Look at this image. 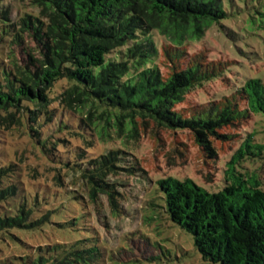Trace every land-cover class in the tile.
<instances>
[{
	"label": "trees",
	"instance_id": "obj_1",
	"mask_svg": "<svg viewBox=\"0 0 264 264\" xmlns=\"http://www.w3.org/2000/svg\"><path fill=\"white\" fill-rule=\"evenodd\" d=\"M1 1L0 42L7 40L12 50L20 46L26 58L7 54L6 62L0 57V117L15 116L16 111L21 117L32 104L35 109L25 116L36 135L33 127L43 117L50 121L56 116L48 108L53 101L69 108L91 103L113 113L121 124L127 117L143 116L169 128L188 129L213 156L211 137L219 135L218 129L248 110L264 114V82L249 78L235 94L245 101L244 111L227 104L183 117L175 104L213 74L196 65L164 78L155 64L160 38L175 46L199 39L227 16L223 0H34L40 16L29 14L18 23L10 22V9ZM263 151L264 144L254 136L245 137L227 161L225 184L218 191H208L190 177L158 181L169 217L193 235L206 261L264 264V187L258 175L239 169L248 156ZM122 153L108 148L84 161L86 153L74 151V159L65 162L66 169L84 179L92 202L105 194L119 214L121 194L108 177L132 171L122 166ZM16 170L14 163L0 165V208L7 206L0 209V247L23 250L29 244L26 234L39 237L60 229L70 240L47 244L44 250H23L19 263L102 264L104 252L95 239L73 236L80 229L79 216L90 215L82 194L44 185L22 188ZM45 202L51 208H41Z\"/></svg>",
	"mask_w": 264,
	"mask_h": 264
},
{
	"label": "rangeland",
	"instance_id": "obj_2",
	"mask_svg": "<svg viewBox=\"0 0 264 264\" xmlns=\"http://www.w3.org/2000/svg\"><path fill=\"white\" fill-rule=\"evenodd\" d=\"M1 2L10 9V22L18 23L29 14L40 16L34 0ZM222 2L227 16L212 23L199 39L179 46L158 40L155 64L164 78L196 65L213 74L212 79L195 86L175 104L174 109L186 118L227 104L244 111L247 106L243 98L235 95L237 89L249 78L264 82V0ZM26 40L35 45L31 38ZM13 47L12 50L7 40L0 42L4 61L9 62L7 54H16L20 60L26 58L20 46ZM48 108L55 109L56 116L50 121L43 117L41 125L33 127L38 135L32 132L25 116L35 109L32 104L27 105L21 117L17 111L15 116L0 117V165H16L22 188L27 184L44 185L82 194L90 215L79 216L80 229L73 231V236L95 239L104 252L102 264H219L203 259L193 235L171 220L158 181L167 176L190 177L208 191L222 189L226 163L245 137L252 135L255 142L264 144L263 113L248 110L218 129L219 135L211 137L216 151L211 156L192 131L169 128L150 117H127L121 124L113 113L96 104L77 103L69 108L53 101ZM108 148H120L122 166L132 170L108 177L121 194V215L113 211L105 194L92 202L85 192L84 179L65 166L67 160L74 159V151L86 153L85 161ZM241 163L239 169L258 175L264 187V151ZM1 207L2 211L7 208ZM41 208H51L50 203H43ZM91 216L92 222H86ZM62 232L66 233L49 229L39 237L24 233L29 244L23 250H44L47 244L70 240ZM23 250L0 247V264H20V257L25 256Z\"/></svg>",
	"mask_w": 264,
	"mask_h": 264
}]
</instances>
